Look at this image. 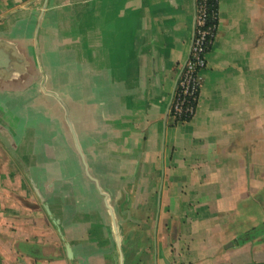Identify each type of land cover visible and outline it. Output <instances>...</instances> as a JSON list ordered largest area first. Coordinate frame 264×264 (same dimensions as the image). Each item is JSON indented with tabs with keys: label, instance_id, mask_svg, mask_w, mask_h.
<instances>
[{
	"label": "crops",
	"instance_id": "1",
	"mask_svg": "<svg viewBox=\"0 0 264 264\" xmlns=\"http://www.w3.org/2000/svg\"><path fill=\"white\" fill-rule=\"evenodd\" d=\"M194 19V0H0V264H264L238 252L264 207V0H219L176 122Z\"/></svg>",
	"mask_w": 264,
	"mask_h": 264
},
{
	"label": "built area",
	"instance_id": "2",
	"mask_svg": "<svg viewBox=\"0 0 264 264\" xmlns=\"http://www.w3.org/2000/svg\"><path fill=\"white\" fill-rule=\"evenodd\" d=\"M195 19L189 57L176 80L170 103V114L176 122L194 117L207 67V54L218 28L219 0H194Z\"/></svg>",
	"mask_w": 264,
	"mask_h": 264
},
{
	"label": "rangeland",
	"instance_id": "3",
	"mask_svg": "<svg viewBox=\"0 0 264 264\" xmlns=\"http://www.w3.org/2000/svg\"><path fill=\"white\" fill-rule=\"evenodd\" d=\"M263 206H264V204H263ZM250 209L252 211L259 212V210H260L259 204L258 203H252V205L249 206V210ZM142 218H143L142 214H140V219L141 220H139V232L142 231V228H141L142 227L141 226ZM262 223H264V207H261L260 215L254 216V217L251 218L249 226L241 229V232H243V231L245 232V233H243V235L241 237H243V238L248 237V233L253 231L252 230L253 228H258V227L262 226ZM230 231H232L234 233L236 232L234 230H230ZM237 232H239V231H237ZM237 232L235 233L236 234L235 238H239L240 237L239 235L237 236V234H238ZM142 235L144 236L145 233L142 234ZM147 235H148V233H147ZM260 240H263V238L261 236L258 237V238H254L251 242H248L247 244L244 245V247L240 248L239 249L240 251H238V252H243V250H244V252L247 253L250 250V252L251 253L253 252L254 256L256 257V261L264 262V243H263V241L260 243L259 242ZM140 250H141V247H140ZM245 259H247V260H245ZM250 260H251V258H250ZM244 261L245 262L247 261L246 263H250V264H252L254 262L253 261L251 263L248 260L247 255L244 256Z\"/></svg>",
	"mask_w": 264,
	"mask_h": 264
},
{
	"label": "trees",
	"instance_id": "4",
	"mask_svg": "<svg viewBox=\"0 0 264 264\" xmlns=\"http://www.w3.org/2000/svg\"><path fill=\"white\" fill-rule=\"evenodd\" d=\"M187 120L189 121L190 118H187ZM254 232H252L249 237H246L242 242L247 241V240H252L254 238H258V237H262L264 239V223H262V226L256 228L255 230H253ZM252 264H263V263H252Z\"/></svg>",
	"mask_w": 264,
	"mask_h": 264
},
{
	"label": "water",
	"instance_id": "5",
	"mask_svg": "<svg viewBox=\"0 0 264 264\" xmlns=\"http://www.w3.org/2000/svg\"><path fill=\"white\" fill-rule=\"evenodd\" d=\"M0 137H1V134H0ZM115 232H116V236H117V238H118V241H119V230H118V227H117V225H116V222H115ZM233 245V243L231 242V243H229L228 245H226V247H229V246H232ZM119 246H120V243H119ZM68 253H69V255H71V250L70 249H68Z\"/></svg>",
	"mask_w": 264,
	"mask_h": 264
}]
</instances>
